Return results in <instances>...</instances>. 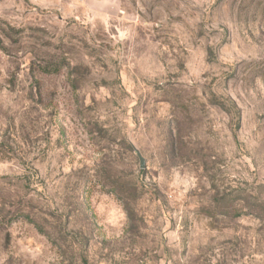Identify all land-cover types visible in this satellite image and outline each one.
<instances>
[{
  "label": "rangeland",
  "instance_id": "obj_1",
  "mask_svg": "<svg viewBox=\"0 0 264 264\" xmlns=\"http://www.w3.org/2000/svg\"><path fill=\"white\" fill-rule=\"evenodd\" d=\"M0 264H264V0H0Z\"/></svg>",
  "mask_w": 264,
  "mask_h": 264
},
{
  "label": "water",
  "instance_id": "obj_2",
  "mask_svg": "<svg viewBox=\"0 0 264 264\" xmlns=\"http://www.w3.org/2000/svg\"><path fill=\"white\" fill-rule=\"evenodd\" d=\"M131 146H132L133 150L135 151V153L139 159V166L143 167L144 166V158H143L142 154L140 153L139 149L135 145H133L132 143H131Z\"/></svg>",
  "mask_w": 264,
  "mask_h": 264
}]
</instances>
